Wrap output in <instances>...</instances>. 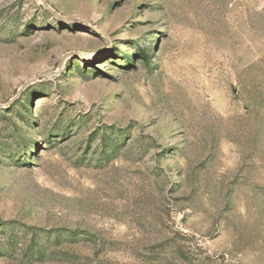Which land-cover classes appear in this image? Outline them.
Wrapping results in <instances>:
<instances>
[{
    "label": "rangeland",
    "instance_id": "374dc122",
    "mask_svg": "<svg viewBox=\"0 0 264 264\" xmlns=\"http://www.w3.org/2000/svg\"><path fill=\"white\" fill-rule=\"evenodd\" d=\"M46 2L0 0V264H264V0Z\"/></svg>",
    "mask_w": 264,
    "mask_h": 264
},
{
    "label": "water",
    "instance_id": "95a60500",
    "mask_svg": "<svg viewBox=\"0 0 264 264\" xmlns=\"http://www.w3.org/2000/svg\"><path fill=\"white\" fill-rule=\"evenodd\" d=\"M43 6L45 7V9L52 15L54 16L58 21L60 22H64V23H73V22H78L77 19L75 18H68L65 17L63 15H61L58 11H56L54 8H52L51 6H49V4L46 2V0H41ZM28 83L25 84V86Z\"/></svg>",
    "mask_w": 264,
    "mask_h": 264
},
{
    "label": "trees",
    "instance_id": "16d2710c",
    "mask_svg": "<svg viewBox=\"0 0 264 264\" xmlns=\"http://www.w3.org/2000/svg\"><path fill=\"white\" fill-rule=\"evenodd\" d=\"M60 231H64V230H63V229H59L57 232L59 233ZM67 232H68L67 234H69V235H70V234L72 235V234L75 233V232H73V231H67Z\"/></svg>",
    "mask_w": 264,
    "mask_h": 264
}]
</instances>
